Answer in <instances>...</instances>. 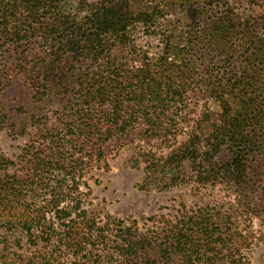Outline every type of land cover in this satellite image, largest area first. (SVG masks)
Masks as SVG:
<instances>
[{
    "label": "trees",
    "instance_id": "trees-1",
    "mask_svg": "<svg viewBox=\"0 0 264 264\" xmlns=\"http://www.w3.org/2000/svg\"><path fill=\"white\" fill-rule=\"evenodd\" d=\"M58 1L63 0H0V41L28 42L38 33L50 41L48 55L40 48L30 58L18 55L14 67L20 80L31 89L38 107L52 99L60 102L57 124L35 117L40 114L31 116L35 134L17 162L0 156V264H64V250L75 264L78 260L100 264L113 256L125 264H218L232 238L209 209H199L195 217L169 229L150 217L153 230L137 239L118 221L111 240L108 227H96L95 219L82 208L79 190L83 170L104 161L112 139L118 143L133 132L148 138L172 133L166 123L175 121L176 106L186 101L187 81L195 72L186 48L200 39L199 32L179 50L172 47L170 53L164 48L154 62L128 63L126 58L135 49L131 29L136 23L153 24L160 15L158 7L137 15L130 11L129 0H100L78 20L75 11H56ZM202 32L205 42H211L216 36L227 37L231 29L216 23ZM228 81L221 98L210 78L198 85L199 99L204 101L195 122L199 134L192 132L179 148V163L193 165L197 183L224 179L244 207L253 205L250 188L257 175V170H249V158L264 148V91L246 92L255 82L242 74ZM211 97H219L220 103L213 117L205 110ZM8 123L13 132L21 131ZM204 123L210 130L203 138L199 129ZM202 156L206 162L213 160L212 165H203ZM24 238L38 247L56 241L58 251L39 250L27 256L20 245ZM96 244L101 250L94 255ZM227 262L239 264L234 256Z\"/></svg>",
    "mask_w": 264,
    "mask_h": 264
},
{
    "label": "rangeland",
    "instance_id": "rangeland-1",
    "mask_svg": "<svg viewBox=\"0 0 264 264\" xmlns=\"http://www.w3.org/2000/svg\"><path fill=\"white\" fill-rule=\"evenodd\" d=\"M99 1L63 0L58 1L55 7L56 11H75L80 15L78 20H81ZM129 1L130 11L134 14H149L152 8L158 7L160 15L150 26L136 23L131 29L130 38L135 49L126 61L133 64L143 60L154 62L164 48L170 53L172 47L177 46L179 50V45L185 47L191 41L190 36L199 32L200 39L192 42L194 45L190 49L186 48L195 72L187 81L186 101L176 106L175 121L166 123L172 133L148 138L133 132L132 136L118 143L112 139L107 144L104 161L83 170L79 187L83 194L82 208L95 219L96 227H108L111 240L116 234L118 221H123L122 228L137 239L153 230L152 222L147 220L150 217L158 218V225L169 229L178 221L180 224L184 218L195 217L199 209H209L212 215L217 214L232 238V245L219 257L221 261L218 264H228L233 256L239 264H264V148L260 152L256 149L254 157L249 158V170H257V175L250 188L253 205L244 207L239 206L237 200L240 198L224 179L197 183L193 165L188 161L179 163V148L189 140L192 132L199 134L194 130L197 126L195 122L203 111L204 101H200L197 91L202 80L210 78L216 86L215 94H219L220 98L221 90L228 91V80L240 74L248 80L253 78L255 82L254 87H247L246 92L253 89L252 92L256 93L260 89L264 91V0ZM216 23L231 29L230 34L205 42L202 31L213 29ZM191 30L192 34H187ZM48 42L40 33L29 38L28 42L0 41V122H9L21 130L13 132L9 125L0 124V156L15 162L35 134L31 116L40 114L35 117L42 116L50 124H57L55 112L59 110V100L52 99L38 107L31 89L20 80V74L14 67L20 53L30 58L35 49L40 48L48 55ZM205 46L210 48L206 50ZM169 60L173 57L170 56ZM175 65L179 67V58L175 60ZM176 83H179V76ZM217 99L207 98L205 110L209 117L220 110ZM138 128L141 130L143 127ZM199 130L204 134L203 138L207 136L210 130L208 123L202 124ZM203 138L198 140L201 145ZM199 159H202L203 165L213 163L209 159L206 162L203 156ZM104 164L107 167L104 168ZM50 244L44 246L41 243L38 247L26 238L20 243L22 252L27 256H34L39 250L58 251L56 241ZM97 246L92 252L94 255L101 250ZM69 255L66 250L61 252L66 260L64 264H75L76 259ZM197 262L201 264L203 261ZM77 263L92 264L86 260H78ZM100 264L125 263L113 256L111 260L102 259Z\"/></svg>",
    "mask_w": 264,
    "mask_h": 264
}]
</instances>
